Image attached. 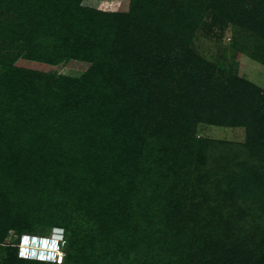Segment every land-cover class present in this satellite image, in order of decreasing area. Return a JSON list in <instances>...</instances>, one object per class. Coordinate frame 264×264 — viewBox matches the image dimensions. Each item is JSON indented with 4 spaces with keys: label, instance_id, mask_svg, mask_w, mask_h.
Returning a JSON list of instances; mask_svg holds the SVG:
<instances>
[{
    "label": "rangeland",
    "instance_id": "374dc122",
    "mask_svg": "<svg viewBox=\"0 0 264 264\" xmlns=\"http://www.w3.org/2000/svg\"><path fill=\"white\" fill-rule=\"evenodd\" d=\"M1 63L0 264L56 221L68 264L200 261L179 208L262 226L264 0H0Z\"/></svg>",
    "mask_w": 264,
    "mask_h": 264
},
{
    "label": "trees",
    "instance_id": "16d2710c",
    "mask_svg": "<svg viewBox=\"0 0 264 264\" xmlns=\"http://www.w3.org/2000/svg\"><path fill=\"white\" fill-rule=\"evenodd\" d=\"M0 83L2 79H4L9 72V67L7 63H1L0 64ZM3 69H6L7 72H3ZM10 73V72H9ZM234 96L236 93L233 94ZM226 99V98H225ZM231 108H225L223 110V114L225 116H228V111H230ZM220 116V115H219ZM223 124V123H221ZM217 142L219 144L225 145L228 144L227 142H223L220 140H209L208 142ZM162 144V143H161ZM184 147V146H183ZM185 148V147H184ZM161 157H163L164 162H170V170H168L170 174L172 175H177L175 173V170H173V165L176 164V160L170 161L171 158L175 159L178 155L175 154V152L172 150L170 147V143H166L164 145V149H161L159 152ZM181 154V153H180ZM179 154V155H180ZM264 155V151L262 152ZM209 158V153L205 150L200 152L199 156V166H204V170L202 173L203 174H208V169L210 168V162L208 161ZM173 162V165H172ZM258 171L262 172L264 175V164L263 166H259ZM264 177V176H263ZM264 180V178H263ZM204 195L201 198L202 203L205 202L204 200ZM192 199V198H191ZM193 200V199H192ZM213 208L211 209H204L200 211V207L196 206L195 211L191 210L189 212L182 213L181 208L178 210L176 209V215L180 219L188 220L190 217V221H196L198 222V219L205 222L206 225L203 226V229L208 230L207 234H204L205 238H200L197 239V242L194 240H188V243L193 246V249H195V252L197 253V256H201L200 261H196V258L194 259L193 264H264V220L262 222V226L255 232L251 234H246V233H238L234 227H238L239 221H231L229 222V226L226 227L225 234L222 236H219L220 232L223 231L224 228L220 227L219 233L215 236H207L213 228H216L214 226L215 218L216 216H220L219 220L216 222H224L227 224L228 219L227 216L229 214L228 210L224 209L221 212H213ZM189 213L188 215H185ZM184 214V215H183ZM264 212L259 215V217L264 218ZM245 217L247 216L246 214L244 215ZM226 217V218H224ZM187 225V224H186ZM51 226L54 227H63L65 229L66 233V245H65V252L66 255L64 257L63 262L61 263H56V262H48V261H40V260H34V259H24L19 257L18 255V243L20 241V238L24 234H29V233H22L19 237L17 242L14 244V246H8L6 248L8 250V256L6 258L7 262L9 264H68L69 260V254H70V249H71V242L73 241V238L69 232L68 226L63 223L59 222H54L51 224ZM240 226V225H239ZM222 228V229H221ZM36 235V234H34ZM44 236V235H42ZM258 237H261L259 242H258V248L254 247L253 249L250 247V245L256 241ZM210 253L208 255L207 253ZM212 252V253H211ZM191 260V259H190ZM190 260L186 261L187 264L190 263Z\"/></svg>",
    "mask_w": 264,
    "mask_h": 264
},
{
    "label": "built area",
    "instance_id": "2783aa9c",
    "mask_svg": "<svg viewBox=\"0 0 264 264\" xmlns=\"http://www.w3.org/2000/svg\"><path fill=\"white\" fill-rule=\"evenodd\" d=\"M67 239L63 227H54L51 235L24 234L18 243V255L24 259L61 263Z\"/></svg>",
    "mask_w": 264,
    "mask_h": 264
}]
</instances>
